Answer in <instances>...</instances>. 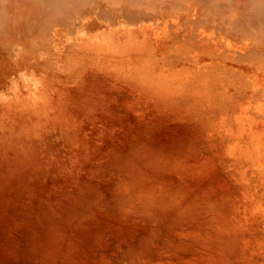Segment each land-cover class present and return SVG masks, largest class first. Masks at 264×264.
Masks as SVG:
<instances>
[{
    "label": "rangeland",
    "instance_id": "374dc122",
    "mask_svg": "<svg viewBox=\"0 0 264 264\" xmlns=\"http://www.w3.org/2000/svg\"><path fill=\"white\" fill-rule=\"evenodd\" d=\"M0 102V264H264V0H0Z\"/></svg>",
    "mask_w": 264,
    "mask_h": 264
},
{
    "label": "bare ground",
    "instance_id": "6f19581e",
    "mask_svg": "<svg viewBox=\"0 0 264 264\" xmlns=\"http://www.w3.org/2000/svg\"><path fill=\"white\" fill-rule=\"evenodd\" d=\"M1 103H2V102H0V104H1ZM2 104H3V103H2ZM238 116L241 117V115H238ZM238 116H237V117H238ZM251 118H252V117H251ZM238 119H239V118H238ZM253 119H254V118H252V119H250V120H253ZM240 120L242 121V119H240ZM255 120H256V119H254V121H255ZM258 120H259V119H257V121H258ZM262 120L264 121V118H262ZM262 120H261V121H262ZM257 121H256V122H252V121H251V122L256 124ZM263 121H262V122H263ZM234 122H238V121L236 120V121H233V123H234ZM262 122H261V123H262ZM233 123H232V124H233ZM242 123H244V122L242 121L240 124L242 125ZM245 123H247V121H246ZM249 123H250V121H248V124H249ZM252 123L250 124L251 126H252ZM228 124H229V123H227V125H228ZM232 124H231V125H232ZM240 124H239V125H240ZM227 125H225V126H227ZM229 125H230V124H229ZM229 125H228V126H229ZM231 125H230V128H231ZM253 125H254V124H253ZM228 126H227V128H229ZM235 126H236V125H235ZM251 126H250V127H251ZM232 127H233V126H232ZM237 127H239V128L241 129V126H237ZM248 127H249V126H248ZM234 128H235V127H234ZM224 129H225V128H224ZM235 129H236V128H235ZM229 130H230V129H228V130H226V131H229ZM241 130H242V129H241ZM231 131H232V130H231ZM235 131H236V130H235ZM237 131H239V130H237ZM244 131H245V130H244ZM244 131H243V132H244ZM250 131H251V133H252V130H250ZM233 132H234V131H233ZM245 132H246V131H245ZM253 132H254V130H253ZM230 133H232V132H229V134H230ZM235 133H236V135H237V132H235ZM255 133H256V130H255ZM255 133H254V135L256 136ZM238 135H239V136H237V137H240L242 134H241V135L238 134ZM246 135H247V133H246ZM251 135H252V134H251ZM230 136H233V135L230 134ZM230 136H229V137H230ZM241 138H242V137H241ZM246 138H247V136H246ZM248 138H249V137H248ZM256 138H257V137H256ZM228 139H229V138H228ZM238 139H240V138H238ZM243 139H244V137H243ZM235 140H237V139H235ZM245 140H246V139H245ZM245 140H244V142H245ZM248 140H249V139H248ZM255 140H257V139H255ZM255 140H254L253 142H255L256 144H257L258 142H261L260 139H259V141L257 140L258 142H256ZM238 141H239V140H238ZM235 142L237 143V141H235ZM247 142H248V141H247ZM247 142H246V143H247ZM239 143H240V142H239ZM239 143H237V144H239ZM255 143H254V145H255ZM243 144H244V143H243ZM250 145H251V144H250ZM243 146H244V145H243ZM252 159L254 160V158H252ZM256 161H257V160H256ZM259 177H260V176H259ZM262 179H264V178H262ZM262 179H261V180H262ZM262 184H263V181H262ZM263 185H264V184H263Z\"/></svg>",
    "mask_w": 264,
    "mask_h": 264
}]
</instances>
